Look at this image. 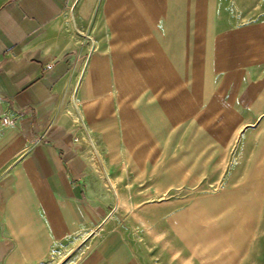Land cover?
I'll list each match as a JSON object with an SVG mask.
<instances>
[{
    "label": "crops",
    "instance_id": "0c3cea01",
    "mask_svg": "<svg viewBox=\"0 0 264 264\" xmlns=\"http://www.w3.org/2000/svg\"><path fill=\"white\" fill-rule=\"evenodd\" d=\"M158 1L0 3V264H43L63 248L55 264H152L143 231L160 226L194 264H239L226 220L212 236L190 210L160 216L142 199L174 178L176 157L159 149L180 146L176 125L189 133L208 104L206 53L192 54L190 28L180 38L162 22Z\"/></svg>",
    "mask_w": 264,
    "mask_h": 264
},
{
    "label": "rangeland",
    "instance_id": "374dc122",
    "mask_svg": "<svg viewBox=\"0 0 264 264\" xmlns=\"http://www.w3.org/2000/svg\"><path fill=\"white\" fill-rule=\"evenodd\" d=\"M153 7L180 38L190 28L192 54L205 51L208 104L206 115L191 117L189 133L176 125L180 146L159 149L176 157L174 178L154 181L158 194L142 199L156 203L160 216L172 207L190 210L192 219L211 226L212 236L220 231L217 221L226 220L223 231L240 246L239 264H264V0H159ZM215 74L217 84L210 78ZM215 87L220 98L210 100ZM159 232L155 237L149 227L143 231L148 263L194 264L193 251L182 255L180 240L165 234L164 226ZM97 238L80 244L76 258ZM66 253L54 251V259L43 264H55Z\"/></svg>",
    "mask_w": 264,
    "mask_h": 264
},
{
    "label": "built area",
    "instance_id": "2783aa9c",
    "mask_svg": "<svg viewBox=\"0 0 264 264\" xmlns=\"http://www.w3.org/2000/svg\"><path fill=\"white\" fill-rule=\"evenodd\" d=\"M7 122V120H4V123H6Z\"/></svg>",
    "mask_w": 264,
    "mask_h": 264
}]
</instances>
